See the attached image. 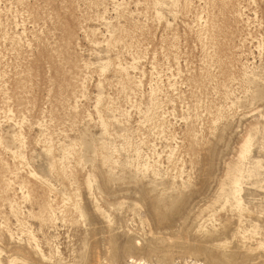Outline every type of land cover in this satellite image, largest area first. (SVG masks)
<instances>
[{
    "label": "rangeland",
    "instance_id": "obj_1",
    "mask_svg": "<svg viewBox=\"0 0 264 264\" xmlns=\"http://www.w3.org/2000/svg\"><path fill=\"white\" fill-rule=\"evenodd\" d=\"M264 264V0H0V264Z\"/></svg>",
    "mask_w": 264,
    "mask_h": 264
},
{
    "label": "bare ground",
    "instance_id": "obj_2",
    "mask_svg": "<svg viewBox=\"0 0 264 264\" xmlns=\"http://www.w3.org/2000/svg\"><path fill=\"white\" fill-rule=\"evenodd\" d=\"M125 264H149V263L146 262L145 260H143L142 258H138L135 256H129V258ZM172 264H179V263L176 262V263H172ZM194 264H197V263L194 262Z\"/></svg>",
    "mask_w": 264,
    "mask_h": 264
}]
</instances>
